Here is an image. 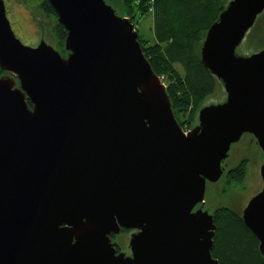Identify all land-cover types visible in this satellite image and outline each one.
I'll return each mask as SVG.
<instances>
[{
	"label": "water",
	"instance_id": "95a60500",
	"mask_svg": "<svg viewBox=\"0 0 264 264\" xmlns=\"http://www.w3.org/2000/svg\"><path fill=\"white\" fill-rule=\"evenodd\" d=\"M47 1L32 47L0 0V264H219L220 209L264 258V41L250 36L264 0H222L198 47L215 90L187 130L118 0ZM243 162L244 183L225 188Z\"/></svg>",
	"mask_w": 264,
	"mask_h": 264
},
{
	"label": "trees",
	"instance_id": "16d2710c",
	"mask_svg": "<svg viewBox=\"0 0 264 264\" xmlns=\"http://www.w3.org/2000/svg\"><path fill=\"white\" fill-rule=\"evenodd\" d=\"M150 1L123 0V4L133 24L134 12L140 17L152 15L154 44L148 45L139 35L137 39L154 73L168 81L166 90L177 122L183 129L186 124L188 128L198 104L215 90L212 77L200 63L198 47L205 31L221 12L222 0H153L149 4ZM40 3L46 15H54L47 0ZM53 31L61 45L66 32L60 25ZM174 65L181 68V74ZM244 174L245 162L227 175L225 188L239 184ZM214 221L212 256L219 264H264L257 240L239 218L220 209L215 213Z\"/></svg>",
	"mask_w": 264,
	"mask_h": 264
},
{
	"label": "rangeland",
	"instance_id": "374dc122",
	"mask_svg": "<svg viewBox=\"0 0 264 264\" xmlns=\"http://www.w3.org/2000/svg\"><path fill=\"white\" fill-rule=\"evenodd\" d=\"M17 1L19 2V4L16 3V0L14 2H12V0H6V2L4 3L5 9H6V17L10 23L11 29H12L14 35L20 40V42L26 46H31L30 45L32 42L31 35L34 34L36 36V38L34 39V42H33L34 45H32V47L36 46L38 43V38H39V34H40V29L38 26L40 24L39 21H41L42 26H44V28L46 30L49 28L48 22H46V20L43 19V16L38 11V9H41L40 8L41 3H37L38 1L37 2L35 1V4L32 6L31 0H17ZM121 2H122V0L117 1L118 11L121 15H127V12H124V9H123ZM151 2L152 1H150L149 4H151ZM134 14H135L134 28L137 30L139 37L142 40H146L148 45H153L155 42V39H154L153 28H152V26H153L152 15L147 14L143 17H140L136 12H134ZM20 27L22 30H20ZM250 36L252 38H255L258 40V45L260 42L264 41V15L261 16V18L257 22V25H255V29L253 30V33L250 34ZM58 48H59L58 50L60 51V53L63 54L60 44L58 45ZM258 49L259 48L256 47V44L254 46L253 44H250V43L249 44H247V43L243 44V46L241 47L242 51L244 50L245 52H248L249 54L252 52H256ZM174 68L180 74L182 73V70L178 65H174ZM159 78H160L161 82L164 83L165 86H167V84H168L167 79L164 76H160ZM210 100H214V98L210 99ZM189 111H190V108H188V111L185 113L187 116H188ZM187 129L188 128H187V124H186L184 126V130H187ZM252 143H253V141H250V144H252ZM245 146H246V143L242 142L240 145H238V147H234V149L231 151L232 152L231 155H233V156L236 155L235 157L244 156L245 153H247ZM241 157H237L236 160H239ZM259 159H260L259 157H258V159H252L251 163H249L250 169L256 170L255 167L258 166L259 161H257V160H259ZM250 178L252 179L253 175H251ZM243 183H244V181H241L239 184L241 185ZM251 184L249 183V186L247 188L245 187L243 189L244 191L248 190L246 192L245 198L251 194V189L253 187L256 186L254 189L258 188V186H257L258 183L255 184V182H253ZM218 188H219V185L208 187V190L206 193L208 203H209V200L211 198L213 200L218 201V198L216 196H213L214 193L218 192ZM235 189L239 190L240 186L235 187ZM228 193H231V191ZM241 201L243 202V200H241ZM241 201H237L238 203L235 204L234 206L236 208L241 206ZM229 206H231V204H229ZM120 241H122V239H120Z\"/></svg>",
	"mask_w": 264,
	"mask_h": 264
},
{
	"label": "flooded vegetation",
	"instance_id": "af4514ba",
	"mask_svg": "<svg viewBox=\"0 0 264 264\" xmlns=\"http://www.w3.org/2000/svg\"><path fill=\"white\" fill-rule=\"evenodd\" d=\"M14 1H15V0H12V2H14ZM35 1H36V2L38 1L37 3H40V2H41V0H31V4H32V6L35 4ZM3 2L5 3L6 0H3ZM16 3L19 4V2H18L17 0H16ZM45 15H46V14H45ZM49 16H50V15H46V17H49ZM20 30H22L21 27H20ZM35 38H36V36H35L34 34H32V35H31L32 42H31V44H30L31 46L34 45L33 42H34V39H35ZM33 47H35V46H33Z\"/></svg>",
	"mask_w": 264,
	"mask_h": 264
},
{
	"label": "built area",
	"instance_id": "2783aa9c",
	"mask_svg": "<svg viewBox=\"0 0 264 264\" xmlns=\"http://www.w3.org/2000/svg\"><path fill=\"white\" fill-rule=\"evenodd\" d=\"M153 1V0H152ZM151 10V9H150Z\"/></svg>",
	"mask_w": 264,
	"mask_h": 264
}]
</instances>
